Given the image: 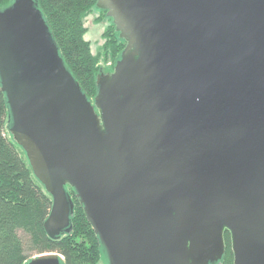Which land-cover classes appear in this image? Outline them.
Segmentation results:
<instances>
[{
	"label": "water",
	"instance_id": "1",
	"mask_svg": "<svg viewBox=\"0 0 264 264\" xmlns=\"http://www.w3.org/2000/svg\"><path fill=\"white\" fill-rule=\"evenodd\" d=\"M124 46L90 100L37 0L0 6L11 141L104 264H264V0H96ZM101 68V67H100ZM25 264H63L56 252Z\"/></svg>",
	"mask_w": 264,
	"mask_h": 264
},
{
	"label": "trees",
	"instance_id": "2",
	"mask_svg": "<svg viewBox=\"0 0 264 264\" xmlns=\"http://www.w3.org/2000/svg\"><path fill=\"white\" fill-rule=\"evenodd\" d=\"M9 2L0 0V6ZM95 2L37 0L65 65L90 100L95 95V76L101 68L83 37V18L90 8H95ZM100 12L105 16L104 11ZM110 27L114 33L115 61L124 43L111 22ZM7 119L8 110L0 90V264H25L30 257L46 252L58 253L63 264H98L101 259L98 240L71 189L69 193L74 201L71 234L57 240L45 234L43 222L49 214L51 198L33 176L23 151L11 141ZM224 242L225 253L220 264H232L227 233Z\"/></svg>",
	"mask_w": 264,
	"mask_h": 264
},
{
	"label": "rangeland",
	"instance_id": "3",
	"mask_svg": "<svg viewBox=\"0 0 264 264\" xmlns=\"http://www.w3.org/2000/svg\"><path fill=\"white\" fill-rule=\"evenodd\" d=\"M84 39L88 41L92 54L97 58L98 68L111 71L114 63L112 45L114 33L103 13L90 8L83 18ZM98 264H104L100 259Z\"/></svg>",
	"mask_w": 264,
	"mask_h": 264
}]
</instances>
